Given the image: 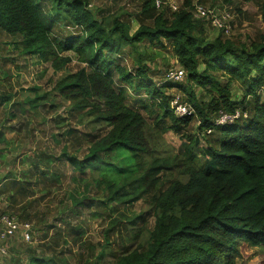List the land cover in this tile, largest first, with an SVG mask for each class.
<instances>
[{"label":"trees","instance_id":"trees-1","mask_svg":"<svg viewBox=\"0 0 264 264\" xmlns=\"http://www.w3.org/2000/svg\"><path fill=\"white\" fill-rule=\"evenodd\" d=\"M89 2L0 0V30L21 46L20 54L48 60L54 71L73 58L80 65L57 78L52 90L68 102V117L90 129L81 157L75 154L82 144L72 127L58 135L50 130L53 142L61 144L58 154L39 148L19 160L22 169L17 173H0V196L10 202L3 212L19 209V217H35L43 229H53L52 235L68 237V231L54 229L55 221L48 222V207L37 218L38 205L64 182L70 211L79 214L95 206L91 215L100 209L107 218L103 247L80 264H235L243 242L264 245V35L235 42L219 28L209 38L204 26L210 23L193 16L189 0L178 10L162 5L158 13L154 0H142L139 25L130 33L129 22L95 12ZM260 14L264 32V1ZM142 16L151 21L145 23ZM62 27L72 31L58 39ZM166 46L185 73L183 82L166 79L169 69L158 81L152 77L149 63ZM123 53L130 67L121 62ZM234 82L243 87L240 100L231 92ZM31 89L18 111L36 114L46 101L50 108L57 106L54 95L41 94L37 85ZM128 90L145 99L128 104ZM9 93H0V104L10 99ZM175 96L194 113L177 117L171 107ZM236 109L241 113L234 122L214 125L221 112ZM193 119L199 121L196 133L190 130ZM44 123L46 116L30 126L31 132ZM207 127L212 131L202 144L199 134ZM167 130L187 140L184 149L172 152L159 142V134ZM5 141L0 130V144ZM56 161L70 167L69 177ZM89 188L95 190V201H87ZM22 192L40 194L29 201L33 211L19 205ZM137 200L144 205L135 212ZM146 212L153 216L150 229L144 222L135 227L122 222L136 224ZM144 229L147 237L132 249L110 248L112 234L129 233L132 246ZM78 235L77 228L73 236ZM105 255L112 260H104ZM30 264L71 263L63 256L43 255L32 256Z\"/></svg>","mask_w":264,"mask_h":264},{"label":"rangeland","instance_id":"rangeland-1","mask_svg":"<svg viewBox=\"0 0 264 264\" xmlns=\"http://www.w3.org/2000/svg\"><path fill=\"white\" fill-rule=\"evenodd\" d=\"M173 1L177 7H181L185 0ZM189 1L193 4L201 5L206 10L212 9L217 11V13H229L231 15V25L229 20L228 23L230 28L228 32H225V35L231 37L235 42L240 41L249 43L250 40L258 39L260 34L264 35L260 14V5L264 0ZM89 3L91 5H89L90 8L95 9V12L100 10L102 14H116L121 20L123 19L125 22H129L130 33H133L139 25L137 20L139 18L136 15L140 11L142 0H90ZM164 6L168 7L166 4H164ZM160 8L161 7H155L157 13ZM214 15L218 16V14ZM141 18L145 23L151 21V19H144V16ZM204 27L205 34L209 38L215 37L220 32V30L211 24H205ZM66 31H72V29L66 27L58 29L59 36L57 38L59 39L66 34ZM12 41L14 40L11 36L6 35L0 30V93L10 92V99L3 100L0 104V130L4 132L6 139L4 144H0V173H5L8 170L17 173L16 171L22 169V166L19 165V160L23 157L30 156L32 152L39 148L58 154L61 144L53 142L52 138L47 134L50 130L58 135L61 131H64L68 127H72L81 140V149L75 153L81 157L86 146L85 133L90 132V129L84 124L77 123L75 119L68 117V112L65 108L68 102L61 101L57 96V92L52 90V84L57 78L65 73L74 72L80 65L76 62L75 58H73L72 61L66 64L64 69L54 71L48 60L42 59L38 61L34 56L20 54L19 49L21 46L17 45L16 47V43ZM64 54L73 57L70 51H64ZM123 55L121 62L130 67L131 60L129 56L124 53ZM149 65L150 69L153 71L152 77L155 81L162 78L165 70L167 71L171 68L182 69L177 63V60L172 56L168 46L163 48L161 54L156 56ZM181 79L182 82L185 80V73H183ZM34 85L40 87L41 94L47 93L49 98L54 95L55 104L59 106L50 108V101H46L44 106L41 105L36 109V114L29 109H26L24 112L18 111V106L21 104L23 97L32 93L31 87ZM200 90L201 88L199 87L196 89L197 94L200 93ZM170 92L178 94L174 89L170 90ZM231 92L234 98L240 100L243 96V87L239 82H234L231 85ZM128 93L127 102L130 105H139L141 99H145L142 93L135 94L130 90H128ZM145 102H148V100ZM140 110L144 112L143 108H140ZM242 114L243 116L247 115L246 112ZM44 116L47 118V123L42 124L41 130L31 132L30 126L40 121ZM196 120L197 119H193L191 122L190 130L193 133H196L195 129L199 123V121ZM56 121H60L61 124L57 125ZM159 125V123L155 124L157 128ZM206 135L203 134V137L199 139L202 144L206 143ZM68 137L70 140L73 139V136ZM158 137L159 142L171 148L173 150L172 152L184 149V145L187 144V140L179 139V137L170 130L162 132L161 136L159 134ZM88 138L89 137L86 139ZM53 164L55 166L57 165V167L69 177L70 167L58 164L57 161ZM66 181L68 182L69 180L66 179ZM59 186L57 190H53L41 201L40 205H38V210L40 212L37 218L48 207V209H46L49 211L48 222L55 221L56 226L54 229L62 228L64 232H69V236L57 237V234L52 235L53 229H43L44 225L40 224L39 226L35 217H31V219L21 218L19 217V209L13 210L17 212L11 213L19 218V220L31 222L34 234L31 242H26L19 237H15L6 243H0V246L5 245L6 248V253L0 254V264H30L32 256L37 257L43 255L63 256L68 263L80 264L91 252L97 253L103 247L104 229L107 222L106 215H101L100 209L96 210V215H91L90 209H95V206H90V209L84 208L83 212L79 214L73 213L70 211L69 199L65 197L67 196L69 187L64 182ZM23 193L24 192H22L20 199H18L19 205H26L33 211L34 208L29 206V201L36 199L40 194ZM93 194H95V190L89 188L87 201H95ZM9 203L10 202L2 194L0 196V211H3ZM143 205L144 202L137 200L133 204V210L135 212L141 211ZM60 209L64 210L61 212L60 216L58 215L55 217V213L57 210L60 211ZM147 209L148 208H145L143 211L145 212ZM8 211L7 213H10L11 210ZM36 213L37 210L35 209L34 214L36 215ZM151 214L150 212H146L144 220H138L137 223L133 225L125 220L122 222L128 224L129 227L142 225L144 222L146 228L150 229L153 225V216ZM62 216L67 218L63 222L60 220ZM77 228L79 230V235L73 236V230L76 232ZM129 235V233H123L120 237H117L115 233L112 234L110 248L114 251H123L127 247L132 249L136 246L137 242L142 243L145 240L147 232L144 229L132 246H130L131 243L130 240H128ZM53 241H56L57 245H53ZM239 248L240 254L239 257L235 259V264H264V245L252 246L243 242L240 244ZM104 260H112V257L110 255H105Z\"/></svg>","mask_w":264,"mask_h":264},{"label":"built area","instance_id":"built-area-1","mask_svg":"<svg viewBox=\"0 0 264 264\" xmlns=\"http://www.w3.org/2000/svg\"><path fill=\"white\" fill-rule=\"evenodd\" d=\"M168 5L172 10H178L173 0H154L155 7L159 8L162 5ZM193 16L199 19L207 20L211 25L217 29L223 28L225 32L229 31L230 25L228 21L231 15L227 12L217 13L215 10L205 9L201 5L193 4L191 9ZM218 14V16L214 15ZM183 70L181 68H171L166 72V79L169 80H181L183 76ZM171 107L174 114L177 117H183L194 113L192 106L187 103L180 101L178 96H175L171 100ZM239 109L234 110L232 113L221 112L219 116L214 119V125L232 123L240 116ZM243 115V114H242ZM212 131V127L204 128L199 134V139ZM33 226L29 221H21L15 215L0 211V243H6L9 240L19 237L21 240L31 242L33 237ZM5 245L0 246V254H5Z\"/></svg>","mask_w":264,"mask_h":264}]
</instances>
